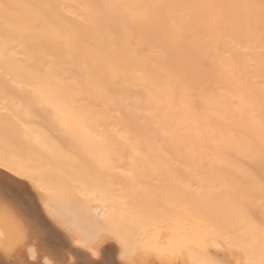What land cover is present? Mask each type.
<instances>
[{
    "label": "bare ground",
    "instance_id": "obj_1",
    "mask_svg": "<svg viewBox=\"0 0 264 264\" xmlns=\"http://www.w3.org/2000/svg\"><path fill=\"white\" fill-rule=\"evenodd\" d=\"M245 4L0 0V207L26 232L0 264H125L114 238L90 254L111 231L131 264H193L172 253L186 232L264 221V21Z\"/></svg>",
    "mask_w": 264,
    "mask_h": 264
},
{
    "label": "snow or ice",
    "instance_id": "obj_2",
    "mask_svg": "<svg viewBox=\"0 0 264 264\" xmlns=\"http://www.w3.org/2000/svg\"><path fill=\"white\" fill-rule=\"evenodd\" d=\"M237 7L248 9L259 8L261 20L264 21V0H260L259 5L245 4ZM7 27L8 26H5L6 30ZM262 71H264V68H262ZM261 160L264 161V149L261 150ZM11 170L12 169H9V171ZM0 218L3 219L5 224L11 225L13 228V245L9 246L5 244L0 247V252L7 253L12 250V247H20L24 244L26 232L22 223L16 218L15 214L10 209L0 207ZM246 223L247 237L244 238L234 236L231 233L217 234L215 231L212 233L201 232L197 236L189 235L186 232L177 240L175 247L172 249V253L175 254L177 252L183 253L184 251L191 252L197 250L198 255L194 259L193 264H221L220 261L213 258L209 253L210 248L216 247V239L220 238L224 241L226 251L231 252L233 255L238 254L236 264H255V261L251 258V251L253 243H255V238L258 236L262 257L259 264H264V221L257 224L251 218L246 217ZM107 238H114L121 245L124 252L125 264H131V262L127 260V253L130 245L128 241L123 240L119 233L115 231L107 233L101 232L96 235L92 247L89 248L90 254L95 256L97 254L95 250L96 245ZM248 238H251L253 243H248ZM146 250L156 254H162L165 251L164 249H161L159 245L150 246ZM34 251V249H28V254L33 260L35 259ZM44 264H50V262L45 260Z\"/></svg>",
    "mask_w": 264,
    "mask_h": 264
},
{
    "label": "rangeland",
    "instance_id": "obj_3",
    "mask_svg": "<svg viewBox=\"0 0 264 264\" xmlns=\"http://www.w3.org/2000/svg\"><path fill=\"white\" fill-rule=\"evenodd\" d=\"M207 65H208V63L206 62V61H203L201 64H200V67L202 68V69H206L207 68ZM47 216V215H46ZM217 252H218V256L222 259H225V255L224 254H222V251L221 250H216ZM221 253V254H220ZM224 253V252H223ZM224 256V257H223ZM141 258H143V259H145V260H143V259H138V260H136L137 262H139V263H142V264H151V262H152V264L153 263H155L156 264V262H157V264H160L159 262H158V260L156 261V259L155 258H152V256H146V257H141ZM147 259H149V260H147ZM147 260V261H146ZM155 260V261H154ZM144 261V262H143ZM149 261V262H148ZM146 262V263H145Z\"/></svg>",
    "mask_w": 264,
    "mask_h": 264
},
{
    "label": "water",
    "instance_id": "obj_4",
    "mask_svg": "<svg viewBox=\"0 0 264 264\" xmlns=\"http://www.w3.org/2000/svg\"><path fill=\"white\" fill-rule=\"evenodd\" d=\"M104 249H105V248H103V249H102V251H101V253H100V255H101V256H102V255H103V253H104V252H103V251H104Z\"/></svg>",
    "mask_w": 264,
    "mask_h": 264
}]
</instances>
